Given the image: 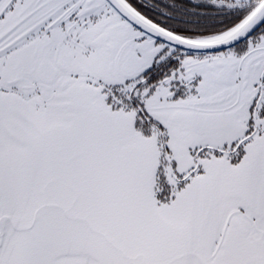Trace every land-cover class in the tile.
<instances>
[{
  "label": "snow or ice",
  "instance_id": "1",
  "mask_svg": "<svg viewBox=\"0 0 264 264\" xmlns=\"http://www.w3.org/2000/svg\"><path fill=\"white\" fill-rule=\"evenodd\" d=\"M0 264H264V0H0Z\"/></svg>",
  "mask_w": 264,
  "mask_h": 264
}]
</instances>
